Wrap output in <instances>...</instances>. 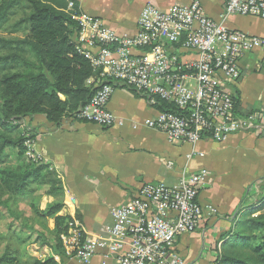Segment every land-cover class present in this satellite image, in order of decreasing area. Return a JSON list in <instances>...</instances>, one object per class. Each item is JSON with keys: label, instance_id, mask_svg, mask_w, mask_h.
I'll return each mask as SVG.
<instances>
[{"label": "built area", "instance_id": "built-area-1", "mask_svg": "<svg viewBox=\"0 0 264 264\" xmlns=\"http://www.w3.org/2000/svg\"><path fill=\"white\" fill-rule=\"evenodd\" d=\"M76 48L90 60L96 73L87 82L95 92L76 118L99 126L117 123L109 104L121 85L138 92L149 103L174 104V111H160L150 128L164 132L172 141L196 146L202 140L224 142L240 132L261 127L258 117L238 113L230 89L242 77L241 59L259 51L264 59V37L230 29L225 20L233 14L264 19V0H226L223 21L206 13L200 0L174 4L160 10L147 4L134 36L123 37L97 15L75 10ZM196 54L190 61L179 52ZM27 155L33 139H28ZM205 170H183L175 185L148 181L125 203L112 209L113 224L103 235L86 230L75 218L62 235L66 254L84 262L103 253L112 264H186L178 250L179 236L195 232L212 207L200 202Z\"/></svg>", "mask_w": 264, "mask_h": 264}, {"label": "crops", "instance_id": "crops-1", "mask_svg": "<svg viewBox=\"0 0 264 264\" xmlns=\"http://www.w3.org/2000/svg\"><path fill=\"white\" fill-rule=\"evenodd\" d=\"M75 1L80 12L101 16L121 36L130 37L137 33L140 14L147 4L167 10L193 0ZM200 2L209 17L223 21L226 0ZM224 23L230 29L264 37L262 18L233 14ZM179 55L184 61L196 58V54L183 51ZM240 65L242 77L230 85L240 99L237 112L254 114L261 128L234 133L224 142L202 140L193 146L185 140H170L164 132L147 125L161 110L121 85L109 104L117 118L113 126L68 117L61 124L48 121L44 115L26 118L34 138L33 160L47 165L62 185L64 207L59 214L75 218L91 233L103 235L113 224L112 209L125 203L143 183L175 185L183 170H205L200 202L216 213L207 214L195 232L179 236L177 245L186 264H215L223 235L245 216H256L264 209V59L259 51L250 52ZM55 199L45 193L41 209ZM30 218L40 231L35 245L41 246L45 257L53 256L59 264L113 263L103 253L88 262L66 252L55 254L50 246L56 242L55 236L44 228L54 230V218L39 219L33 214Z\"/></svg>", "mask_w": 264, "mask_h": 264}, {"label": "trees", "instance_id": "trees-1", "mask_svg": "<svg viewBox=\"0 0 264 264\" xmlns=\"http://www.w3.org/2000/svg\"><path fill=\"white\" fill-rule=\"evenodd\" d=\"M20 0H0V20ZM29 7L25 18L27 33L22 38L0 39L5 53L0 55V206L4 205L1 192L6 189L13 196H33L35 185L49 184L46 193L55 201L45 209L31 208L39 219L54 218L56 242L51 246L55 254L65 255L61 236L69 231L70 216L59 213L64 207L63 188L55 173L47 165H9V148L19 146V159L26 158L21 134L13 131L19 120L44 115L47 120L61 124L65 117L76 118L80 108L90 101L94 90L87 85L95 75L91 62L76 48L78 33L74 11L69 2L75 0H24ZM135 94L140 95L134 91ZM234 96V94H233ZM236 111L240 107L238 94L234 96ZM161 111H174L176 106L158 100ZM239 113V112H238ZM25 156V157H24ZM26 161V160H25ZM217 249L215 264H264V209L256 216L247 215L233 230L223 235ZM0 264H59L53 256L47 260L31 258L22 262L14 250L0 256Z\"/></svg>", "mask_w": 264, "mask_h": 264}, {"label": "rangeland", "instance_id": "rangeland-1", "mask_svg": "<svg viewBox=\"0 0 264 264\" xmlns=\"http://www.w3.org/2000/svg\"><path fill=\"white\" fill-rule=\"evenodd\" d=\"M29 7L24 0H20L16 5L9 9L4 19L0 20V39L22 38L27 33V24L25 18L28 15ZM3 44H0V55L5 53ZM15 134H21L23 146L28 149V139H34L33 134L27 129V120H19L17 128L13 131ZM19 146L9 148V165L16 169L18 166L30 165L29 162H36L25 153L26 158L19 159ZM24 156V157H25ZM26 160V161H25ZM37 163V162H36ZM37 191L33 196L17 197L6 189L1 192L4 205L0 206V256L8 249L15 251V256L22 262L31 258L47 260L41 251L40 245H35L39 239L40 231L35 229V221L30 218L31 214L36 215L31 208V201L34 205H39L43 201L44 194L49 188V184L35 185ZM32 222V224H30ZM44 234V233H43Z\"/></svg>", "mask_w": 264, "mask_h": 264}]
</instances>
